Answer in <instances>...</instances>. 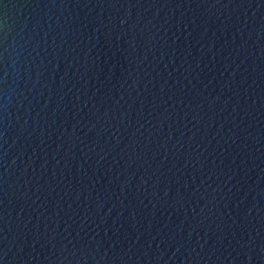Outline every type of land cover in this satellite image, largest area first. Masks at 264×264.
I'll use <instances>...</instances> for the list:
<instances>
[{
    "label": "water",
    "instance_id": "95a60500",
    "mask_svg": "<svg viewBox=\"0 0 264 264\" xmlns=\"http://www.w3.org/2000/svg\"><path fill=\"white\" fill-rule=\"evenodd\" d=\"M0 264H264V0H0Z\"/></svg>",
    "mask_w": 264,
    "mask_h": 264
}]
</instances>
